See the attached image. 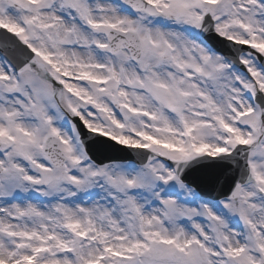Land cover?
Wrapping results in <instances>:
<instances>
[{"label":"snow or ice","instance_id":"1","mask_svg":"<svg viewBox=\"0 0 264 264\" xmlns=\"http://www.w3.org/2000/svg\"><path fill=\"white\" fill-rule=\"evenodd\" d=\"M0 264H264V0H0Z\"/></svg>","mask_w":264,"mask_h":264}]
</instances>
